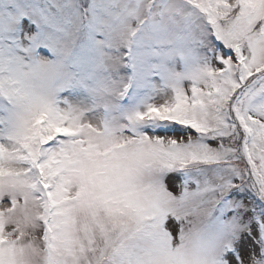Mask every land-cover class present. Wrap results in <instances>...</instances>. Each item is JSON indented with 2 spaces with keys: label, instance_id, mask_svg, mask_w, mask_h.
<instances>
[{
  "label": "snow or ice",
  "instance_id": "6c2138e0",
  "mask_svg": "<svg viewBox=\"0 0 264 264\" xmlns=\"http://www.w3.org/2000/svg\"><path fill=\"white\" fill-rule=\"evenodd\" d=\"M0 264H264V0H0Z\"/></svg>",
  "mask_w": 264,
  "mask_h": 264
}]
</instances>
